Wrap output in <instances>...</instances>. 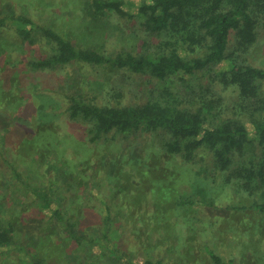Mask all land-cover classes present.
<instances>
[{
    "label": "trees",
    "instance_id": "16d2710c",
    "mask_svg": "<svg viewBox=\"0 0 264 264\" xmlns=\"http://www.w3.org/2000/svg\"><path fill=\"white\" fill-rule=\"evenodd\" d=\"M94 4L98 12L139 25L148 37L142 51L111 56L83 50L26 15L8 9L0 12V174L10 175V186L19 191L7 201V188L0 186V264L61 262L69 257V247L79 253L78 264H112L116 260L124 264H172V260L192 264L197 257L199 264H256L246 259L251 246L242 240L236 241L233 255L224 259L208 244L198 243L197 235L200 228L206 231L198 223V212L205 210V216L216 212V199L207 196L209 190L200 179H210L217 192L222 177L235 180L234 188L241 193L237 203L221 208L232 222L246 219L249 233L258 228L264 234V69L251 66L246 59L261 35L264 0H94ZM38 32L47 42V56L4 54L14 38L18 45L32 49ZM76 62L109 65L165 87L149 89L146 100L105 105L84 94L53 90L69 100L65 112L59 114L81 127L86 139L79 140L58 132L52 100L43 103L33 89L36 86H31L36 81L33 74L48 75ZM206 76H210L212 88L202 90ZM216 84L236 97L232 115L222 110L221 100L199 95L200 90L212 95ZM188 93L194 99L186 101ZM8 138L14 141V148ZM46 156L55 158L60 166L51 184L58 187L56 197L30 183L32 170H23L15 159L20 157L30 165L34 159L37 165H45ZM187 165L197 171L198 178L185 176ZM226 186L231 188L222 181V195ZM71 195L75 203L71 200V206L63 205V199L67 201L71 197L66 196ZM94 198L100 204V220L86 213L91 206L85 202ZM118 199L120 204L115 206ZM28 201L33 209L48 211L33 225L37 228L33 233L25 217ZM188 207L196 212L192 218ZM253 219L256 225L250 223ZM125 221L134 225L127 239L137 238L145 245L138 251L142 254L146 249L142 258L123 251L117 243L128 242L121 237ZM156 223L164 237L148 246V229L152 232ZM208 224L213 225V220ZM170 227L180 232L186 228L191 234L181 246L188 252L181 249L172 255L187 231H182L180 240L170 242ZM156 250L161 254H152ZM260 260L257 262L264 259Z\"/></svg>",
    "mask_w": 264,
    "mask_h": 264
},
{
    "label": "rangeland",
    "instance_id": "374dc122",
    "mask_svg": "<svg viewBox=\"0 0 264 264\" xmlns=\"http://www.w3.org/2000/svg\"><path fill=\"white\" fill-rule=\"evenodd\" d=\"M127 1L129 0H124L125 3H127ZM4 9H8L11 13L16 15H26L32 18L38 25H41L43 27H50L53 31L59 32L63 37H66L67 39L73 41L77 47L83 50H93L102 53L103 55L112 56L117 55L121 52L131 51L136 53L142 51L144 42L146 41V39H148L146 33H144L140 29L139 25L135 26L129 24L115 14L113 15L111 13L98 12L96 10L94 0H7V2L5 3L0 1V12H2ZM259 32L261 33V35L259 36L256 44L251 48L249 54L246 56V59L251 66L264 69V24L260 26ZM36 37L38 39V42L32 47V49L31 46L22 47L21 45H18L14 38V40L12 41L13 45H10L9 51L4 54H11L13 57H20L24 53H27V55L34 54L47 56L49 50L45 49L47 48L45 47V45L47 44L46 40L44 38L42 40L41 32H38L36 34ZM233 38L234 35L232 36V40ZM148 47H150V45H148ZM148 47L146 50H148ZM151 50L149 52H151ZM154 50H156V48H154ZM1 61L2 58L0 60V63ZM0 65H3V61ZM29 75H31V73H29ZM33 75L36 76V81L31 86H36L33 89H36L40 93L38 95L39 99H43V103H48L49 100H52V106H50L54 109L53 111L57 115L56 116L54 114V116H56L58 132L69 136L74 135L75 138H78L79 140L86 139L85 135L82 132L80 133L81 127L77 125L74 126L69 119L65 118L64 115L59 114V112H65L69 100L64 98V96L52 93L53 90H57L58 93H60V90H62L65 93L71 92L84 94L86 97H88V99H90V101L105 105L109 102L117 103V101L127 102L129 104L133 102H139L141 99L146 100V94L148 93L149 89L156 88V86H158V88L165 87L164 84L157 81H150L147 77H141L139 75L135 76L131 75V73L124 74L119 69L112 68L109 65H94L84 62H76L75 64L66 66L62 70L53 71L48 75ZM21 77H23V75ZM27 78L28 80L32 81L31 77ZM211 84L212 83L210 81V76H206L203 80L202 90H207L209 87L212 88ZM45 88H47V91H43V89ZM140 88L143 89L142 93ZM143 92L145 93L143 94ZM200 92L201 90L198 91L199 95L204 96L206 99L213 98L221 100V107L225 114L232 115L234 113V100H236V97L229 90H224L223 87L216 84L214 90L212 91V95L204 92L201 94ZM192 96H194L192 93L186 94V101L194 99ZM198 102L199 100L192 104L193 108L194 106H196V104H198ZM59 115L64 117L60 118ZM27 117L29 116L27 115ZM12 135L13 136L11 137H15V134ZM8 139L9 145L14 148V141L11 138ZM17 145L18 144H16V147ZM19 153L20 149L17 148V156ZM15 159L19 163V165H21L23 170H32L30 172H32L33 177L30 180V183H35V187L47 189V191H49V193L51 192L54 197L57 196L58 193L56 190L58 189V187L56 186V184L51 185L52 182L54 183V180L56 179L60 171V166L57 165L55 158L46 156L44 159L47 161V164L45 165H37V162L32 159V162L34 163L31 164L32 166L30 164H24L20 157H15ZM168 159L169 158H167V160ZM168 161L172 162L173 164L178 163L176 159ZM197 167L200 168V164H198ZM57 170L59 171L57 172ZM0 171H3V169H0ZM186 171L188 172L185 175L187 176V178H198L197 171L191 170V167L189 165L186 166ZM0 175H2V177L0 178V186L4 190L5 188H7V190H5L4 197L8 201L12 198L16 191H19L13 186H10V182L12 180V177L10 175ZM200 180L201 182L199 183L203 186V188L209 190V193H204H206L209 198L216 199V206L214 207L216 212L214 215L207 214L206 216L205 213H203L205 210H203L201 213L198 212V223L201 222V226L206 230L204 231L200 228L201 233L197 235L198 243L208 244L215 252L223 255L225 259V257L233 255L234 245L236 241L242 240L243 242L248 243V246H251V248H249V257L246 259H251L252 262H256V264H264V260L260 263L257 262V260H260V258L264 259V234L257 232L258 228H254L255 231L253 229L252 232L249 233L250 227L248 226L246 228V224H248L246 219L232 222L229 213L227 215V212H225V208H221L229 207L233 202L237 203L239 201L241 192L238 193L237 191H239V189L236 190L234 188L235 186H237L236 184H234L236 181L232 179V181L229 182L226 180V178H220L218 181L219 183L216 186L217 192H215V186L212 187V183L208 181L210 179L205 181L202 178ZM222 181L225 182V184L231 186V188H228L226 186V192H224L223 195L221 189ZM71 187H74V185H72ZM211 195L213 197H211ZM63 197H61L60 199H62ZM66 197L71 198L67 201H64L63 199V205L68 204L67 206H71V200H73L72 204L75 203L73 195ZM113 203L116 204L115 206H118L120 204V201L118 199L117 202ZM26 204L29 206V212L25 214V217L27 218V220L31 221V223L30 221L28 222V224L30 225L28 227V230L33 233L37 229L33 227V225H37L38 222H40V216H46L48 211L44 209V212H41L42 207L33 209L32 202L29 201ZM85 204H89L91 206L90 209H87L86 213L92 215L95 220H100V214L97 212V208H99L100 204L99 202H97V199L94 198V200L89 201V203L85 202ZM188 209V216L192 218L191 215L196 212L192 207H188ZM89 214H87V216L94 220ZM225 217L226 220L223 221L222 219H224ZM257 217L255 220H258ZM211 218L213 220V225L208 224V222L212 221L210 220ZM254 222V219L250 220L251 224L256 225ZM125 223L127 224L126 230L121 237L125 238L128 242L118 241L117 243L119 246L123 247V251H132L135 257L142 258L143 253H146V249L142 254H139L138 251L142 250V246L145 245L142 244V240H138L137 238L127 239V237L131 235L134 225L132 222L125 221ZM154 225H156V227L152 230V232H150L148 229V235L146 236L148 246L155 244L156 242L160 241L162 237H164L161 236L162 228L157 227V223ZM170 229V242L174 240V242L180 240V234L182 233V231H187L186 228H182L181 232L178 229L176 230L174 227H170ZM246 229H248V232H246ZM188 234V231L186 234L182 233V237H184V239H182L178 244V249H172L173 256L177 254V250L180 251L182 249L181 251H189L188 249L184 250L185 247H181L185 244V241L188 239V237L191 236V234H189V236L187 237L186 235ZM176 236L180 238L178 239L176 238ZM192 238H194V236H192ZM166 243L159 245V247H164ZM72 249V247L66 249L67 251H69L66 253L69 254V257H64L66 260L59 262L58 259H55L52 264H78L76 255H78L79 253L74 252L75 250L72 251ZM156 251H154L152 254H161V251ZM250 255L253 256L251 257ZM188 256H190V254ZM198 259L199 257L195 259L192 258V264H199ZM171 262L172 264L176 263L175 261L173 262V260ZM96 264L106 263L99 262ZM112 264L124 263L122 261L120 262L116 260Z\"/></svg>",
    "mask_w": 264,
    "mask_h": 264
}]
</instances>
